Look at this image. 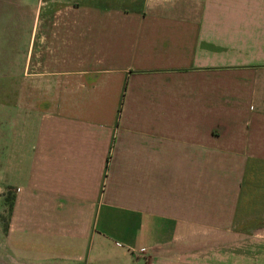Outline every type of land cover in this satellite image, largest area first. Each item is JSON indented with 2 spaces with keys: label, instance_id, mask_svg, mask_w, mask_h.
<instances>
[{
  "label": "crops",
  "instance_id": "crops-1",
  "mask_svg": "<svg viewBox=\"0 0 264 264\" xmlns=\"http://www.w3.org/2000/svg\"><path fill=\"white\" fill-rule=\"evenodd\" d=\"M0 264H264V0H0Z\"/></svg>",
  "mask_w": 264,
  "mask_h": 264
}]
</instances>
